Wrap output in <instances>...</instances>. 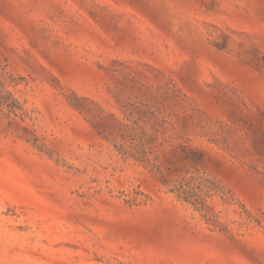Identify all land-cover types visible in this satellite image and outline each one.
<instances>
[{"label": "rangeland", "instance_id": "374dc122", "mask_svg": "<svg viewBox=\"0 0 264 264\" xmlns=\"http://www.w3.org/2000/svg\"><path fill=\"white\" fill-rule=\"evenodd\" d=\"M0 264H264V0H0Z\"/></svg>", "mask_w": 264, "mask_h": 264}]
</instances>
